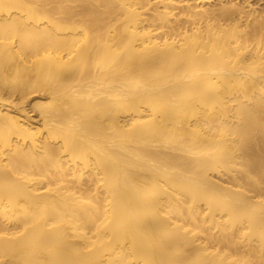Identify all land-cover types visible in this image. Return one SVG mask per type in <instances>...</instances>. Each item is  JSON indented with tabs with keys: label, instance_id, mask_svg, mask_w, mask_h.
Segmentation results:
<instances>
[{
	"label": "bare ground",
	"instance_id": "bare-ground-1",
	"mask_svg": "<svg viewBox=\"0 0 264 264\" xmlns=\"http://www.w3.org/2000/svg\"><path fill=\"white\" fill-rule=\"evenodd\" d=\"M261 2L0 0V264H262Z\"/></svg>",
	"mask_w": 264,
	"mask_h": 264
},
{
	"label": "rangeland",
	"instance_id": "rangeland-1",
	"mask_svg": "<svg viewBox=\"0 0 264 264\" xmlns=\"http://www.w3.org/2000/svg\"><path fill=\"white\" fill-rule=\"evenodd\" d=\"M252 1H253V0H252ZM215 2H217V1H215ZM261 3H264V0H262ZM262 5L264 6V4H262ZM30 100H31V99H30ZM27 108H28V110H31V108H29V106H27ZM32 111H33V110H31V115H32L33 117H37V113H38V112L36 113V111H35V112L33 111V113H32ZM236 174H238V177H239V178H242V176H243L242 173H236ZM224 177H225V178H224ZM230 177H231L232 180L230 179ZM85 178H86V177H85ZM223 178H224V180L227 179V180L231 181V182H229V181L227 182V180H226V183H228L229 185H233V183L235 182V181L233 180V176H232V174H230V173H228V174L226 173V174L223 176ZM240 181H242V180L240 179ZM232 182H233V183H232ZM246 183H247V182H246ZM244 185H245V184H244ZM247 187H248V186H247ZM249 189H251V186H249ZM253 189H254V188H253ZM253 189H252V190H253ZM253 191H254V190H253ZM255 191H256V190H255ZM251 193L257 195L255 192H251ZM263 193H264V192H263ZM259 194H260V193H259ZM261 194H262V192H261ZM261 197L264 198V194L261 195ZM200 204L202 205L201 208H204V207H205L204 203L201 202ZM203 205H204V207H203ZM205 211H206V209H205ZM218 215L220 216V218H221L220 220H221V221H223V219H225V215H224V213H220V214H218ZM222 215H223V216H222ZM222 217H224V218L222 219ZM187 219H188V218H187ZM189 220H190V219H189ZM187 224L189 225L190 223H187ZM190 226L193 227V224L191 223V225H189V227H190ZM206 226H208V224H206ZM209 226H210V224H209ZM191 227H190V228H191ZM210 229H211V228H210ZM218 229L220 230L219 227H218V228L216 227V228H214L213 230L211 229V233H212V234H215L216 236H217V235L221 236V234H220V232H219ZM214 230H215L216 232H215ZM208 231H209V230H208ZM209 232H210V231H209ZM205 234H206V233H205ZM205 234L203 233V236H204ZM200 235H201V233H200ZM239 239H240V238H239ZM240 240H241V241H240ZM240 240H239L240 243H239V244L237 243V246H240V245H241L240 247H244L245 242H242V241H243L242 238H241ZM212 245H213V244H212ZM242 249H243V248H242ZM262 264H264V261H262Z\"/></svg>",
	"mask_w": 264,
	"mask_h": 264
}]
</instances>
